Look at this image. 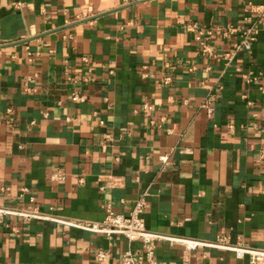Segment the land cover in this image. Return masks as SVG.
I'll return each instance as SVG.
<instances>
[{
	"label": "crops",
	"instance_id": "obj_1",
	"mask_svg": "<svg viewBox=\"0 0 264 264\" xmlns=\"http://www.w3.org/2000/svg\"><path fill=\"white\" fill-rule=\"evenodd\" d=\"M261 14L251 49L230 53ZM260 86L264 0H0V206L53 217L1 215L0 264H118L139 239L60 220L127 213L143 192L149 231L264 249ZM155 255L249 264L166 239Z\"/></svg>",
	"mask_w": 264,
	"mask_h": 264
},
{
	"label": "built area",
	"instance_id": "obj_2",
	"mask_svg": "<svg viewBox=\"0 0 264 264\" xmlns=\"http://www.w3.org/2000/svg\"><path fill=\"white\" fill-rule=\"evenodd\" d=\"M263 15L261 14L256 19L250 20V24L243 29L240 35L239 41L233 44L231 49L234 53L240 49L250 50L252 43L255 40L256 34L259 29V25L262 22ZM211 29H206L205 31H199L196 35V39L201 43L203 48L205 47V39H207L212 34ZM262 72H246L243 74V77L247 82L257 80L261 77ZM170 79L169 76L164 78V82H168ZM260 89L264 91V87L260 86ZM72 100L82 101L84 96L79 94H72ZM203 106L206 108L207 113L211 115L213 113L212 104L207 101L204 102ZM143 110H149L151 104L144 102L142 105ZM10 110V109H9ZM168 158L167 154H162L160 160L162 162L166 161ZM53 179H64L63 172L56 170L51 174ZM83 180V177H79V182ZM147 199L146 193L143 192L139 194L131 208L127 213L116 212L112 209L109 204L105 206V216L102 221L94 220H60L64 224L93 231V232H102L108 236L113 234H121L125 236L128 240H140L142 246L140 249L126 248L123 250L119 256L118 264H165V262L157 259L155 255V242L158 240H169L172 242L181 243L184 248L191 249L199 245H208L214 246L222 249L232 250L237 257L248 256L249 264H264V249L255 248L251 246L239 245V244H227L225 242V236L219 235L213 242H203L195 239L189 238H180V237H169L157 232L149 231L145 226V219L143 216V211L146 206ZM4 214L19 215L26 218H38V219H48L53 218L47 215H44L38 211H35L31 208H10L6 206H0V216ZM109 253L105 250L98 249L95 252V258L98 261L105 259ZM182 263L188 264V259L185 256H182Z\"/></svg>",
	"mask_w": 264,
	"mask_h": 264
}]
</instances>
